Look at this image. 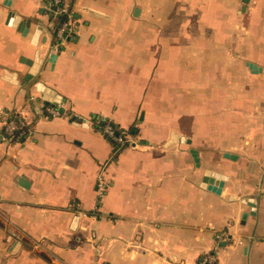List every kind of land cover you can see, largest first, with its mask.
Listing matches in <instances>:
<instances>
[{"label": "crops", "instance_id": "crops-1", "mask_svg": "<svg viewBox=\"0 0 264 264\" xmlns=\"http://www.w3.org/2000/svg\"><path fill=\"white\" fill-rule=\"evenodd\" d=\"M49 2L0 0V264H264V0H66L58 50Z\"/></svg>", "mask_w": 264, "mask_h": 264}, {"label": "built area", "instance_id": "built-area-1", "mask_svg": "<svg viewBox=\"0 0 264 264\" xmlns=\"http://www.w3.org/2000/svg\"><path fill=\"white\" fill-rule=\"evenodd\" d=\"M48 9L51 14L58 19L57 26L55 28V49H59L65 38L71 34L75 29V19L73 17V13L70 11L69 6L66 0H50ZM39 112L45 113L47 116L58 115V110L49 105H45L42 109H39ZM103 133L110 138L112 141L118 144H124L128 139L127 136L119 130V128L111 123L104 122L102 124ZM25 134H27L26 124L23 120L19 119L15 115L9 114V119L7 120L4 128L2 129L3 140L9 138L20 139ZM219 250V245L214 248V251L204 255L199 259L197 264H216L218 257L217 251Z\"/></svg>", "mask_w": 264, "mask_h": 264}, {"label": "water", "instance_id": "water-1", "mask_svg": "<svg viewBox=\"0 0 264 264\" xmlns=\"http://www.w3.org/2000/svg\"><path fill=\"white\" fill-rule=\"evenodd\" d=\"M28 25H29V21H26V24H25V26L23 27H21V31L23 32V33H26L27 31H28ZM55 56V55H54ZM28 64H30L31 65V61H26ZM33 64V63H32ZM36 68L38 67V66H35ZM31 73H33V71L31 72ZM37 87H38V89L40 90V91H42L43 92V98L46 100V101H48V102H55V103H62V97H60V95H58L55 91H53L52 89H50V88H48V87H46L44 84H42V83H38L37 84ZM61 110H63V107H62V109ZM206 181H209V182H212L213 181V179L212 178H207V179H205ZM218 184L220 183V181H216ZM221 184V183H220ZM219 189L218 188H216V191H218Z\"/></svg>", "mask_w": 264, "mask_h": 264}, {"label": "trees", "instance_id": "trees-1", "mask_svg": "<svg viewBox=\"0 0 264 264\" xmlns=\"http://www.w3.org/2000/svg\"><path fill=\"white\" fill-rule=\"evenodd\" d=\"M104 123V122H103Z\"/></svg>", "mask_w": 264, "mask_h": 264}]
</instances>
